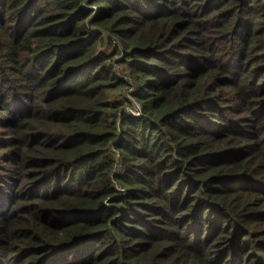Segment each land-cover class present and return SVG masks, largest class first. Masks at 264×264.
<instances>
[{"label":"trees","instance_id":"obj_1","mask_svg":"<svg viewBox=\"0 0 264 264\" xmlns=\"http://www.w3.org/2000/svg\"><path fill=\"white\" fill-rule=\"evenodd\" d=\"M0 264H264V0H0Z\"/></svg>","mask_w":264,"mask_h":264},{"label":"built area","instance_id":"obj_2","mask_svg":"<svg viewBox=\"0 0 264 264\" xmlns=\"http://www.w3.org/2000/svg\"><path fill=\"white\" fill-rule=\"evenodd\" d=\"M128 112H130L131 114H133L134 116L138 117L141 114V109L140 106L136 103L133 104V107L127 110Z\"/></svg>","mask_w":264,"mask_h":264}]
</instances>
